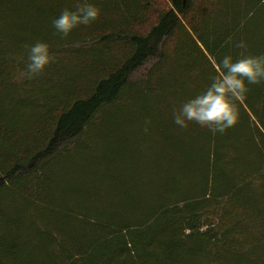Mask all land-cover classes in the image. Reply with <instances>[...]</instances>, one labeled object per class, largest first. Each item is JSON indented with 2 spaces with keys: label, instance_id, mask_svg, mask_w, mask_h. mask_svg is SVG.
<instances>
[{
  "label": "trees",
  "instance_id": "16d2710c",
  "mask_svg": "<svg viewBox=\"0 0 264 264\" xmlns=\"http://www.w3.org/2000/svg\"><path fill=\"white\" fill-rule=\"evenodd\" d=\"M76 2L0 0V264H264V84L223 134L173 122L235 42L264 54V3L89 0L99 19L61 38ZM37 41L56 61L22 79ZM93 134L108 187L53 195Z\"/></svg>",
  "mask_w": 264,
  "mask_h": 264
},
{
  "label": "clouds",
  "instance_id": "9594fccd",
  "mask_svg": "<svg viewBox=\"0 0 264 264\" xmlns=\"http://www.w3.org/2000/svg\"><path fill=\"white\" fill-rule=\"evenodd\" d=\"M261 2L264 3V0ZM100 15L101 9L97 5L89 0H77L73 8H64L52 25L61 38H67L76 28L90 25ZM227 43L233 44L232 37ZM233 46L241 50L238 57L225 55L216 63L215 74L211 76L207 88L173 112L176 125L187 128L189 123H196L213 135L223 134L236 125L239 118L237 101L246 96L249 85L264 84V54H246L248 45L242 39ZM26 48L28 63L19 73L22 79H35L56 61L47 42L37 41Z\"/></svg>",
  "mask_w": 264,
  "mask_h": 264
},
{
  "label": "rangeland",
  "instance_id": "374dc122",
  "mask_svg": "<svg viewBox=\"0 0 264 264\" xmlns=\"http://www.w3.org/2000/svg\"><path fill=\"white\" fill-rule=\"evenodd\" d=\"M252 1L253 0H245V3L246 5H248L252 3ZM250 21L251 22L249 24L248 29L250 31L255 30V22H253L252 20ZM247 45L248 48L246 54L252 55L254 49V42L251 38L248 39ZM89 143L91 144L90 148L84 151L85 154H82V156L88 154L86 158L87 162H79V164L76 165L79 168L74 166V168H76V170H74V173L77 176H75L74 174L73 177H69V175L67 174L65 177V160H63L60 164L57 165V168L55 169L56 174L53 179V195L55 194L57 196H63L65 194V187H77L79 189H85L90 193H94L93 196L100 199V196L98 195V190L106 189L105 187H108L109 181L107 180V178H105V176H103L106 173L105 165L97 163L96 159L95 161L90 160V156L93 157L96 151L97 153L99 152V149L101 148L100 140L97 139L96 135L93 134Z\"/></svg>",
  "mask_w": 264,
  "mask_h": 264
}]
</instances>
